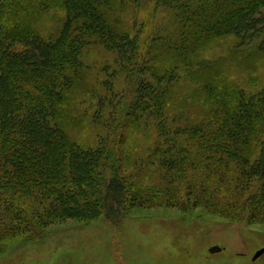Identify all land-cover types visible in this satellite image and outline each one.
<instances>
[{
	"label": "trees",
	"instance_id": "1",
	"mask_svg": "<svg viewBox=\"0 0 264 264\" xmlns=\"http://www.w3.org/2000/svg\"><path fill=\"white\" fill-rule=\"evenodd\" d=\"M141 1L0 0V253L12 237L117 220L141 204L264 222V86L249 93L229 78L230 62L202 58L234 38L227 57L264 61V40L242 49L263 32L264 0H152L147 10ZM53 9L66 20L46 41L38 23ZM118 80L128 93L113 136L86 147L76 138L83 102L103 104L91 86L115 94ZM130 121L152 140L137 176L121 172L126 159L113 150Z\"/></svg>",
	"mask_w": 264,
	"mask_h": 264
},
{
	"label": "rangeland",
	"instance_id": "2",
	"mask_svg": "<svg viewBox=\"0 0 264 264\" xmlns=\"http://www.w3.org/2000/svg\"><path fill=\"white\" fill-rule=\"evenodd\" d=\"M141 2L144 8L152 0ZM148 5L144 10L148 9ZM65 16L66 13L62 10L47 11L38 23L41 37L46 41H55L63 29ZM158 18L163 19V16ZM158 18L156 20L159 22L161 19ZM147 19L148 14L141 16V22ZM138 30L142 31L144 27L141 29L139 26ZM145 32L147 31H142L140 36L148 35ZM263 40L264 29L258 40L251 41L242 49L257 45ZM232 43H236V39L221 40L204 52L202 58L211 63L223 57L231 63L229 78L231 76L249 93L256 92L257 88L264 86V61L258 65H238V59L234 61L227 57L229 52L232 53ZM94 51L95 56L112 57L100 48H95ZM101 61L97 59L98 63ZM215 67L225 71L223 66ZM100 77L101 83L107 80L105 75ZM192 84L193 88H197ZM90 89L91 92L100 93L104 103L100 105L93 99L88 100L89 104L83 102L81 109L88 114V123L77 131L76 138L86 147L96 146L100 140H110L117 106L128 93L123 80L115 83V94L95 84ZM96 108L100 111V120L93 117ZM150 139L149 134L139 132L133 121L121 130V138L114 144L113 150L120 159L122 157L128 161V164L125 161V172L121 170L124 175L137 176L133 173L136 165H132L135 160H144L147 148L152 145ZM121 151H124L122 156ZM152 172L154 173V169L150 168L148 177ZM149 180L144 176L141 183L145 185ZM132 181L136 182L135 179ZM215 247L221 248V251L210 252ZM263 248L264 222L250 223L244 220L234 223L226 217L209 213L204 207L189 214L175 206L154 203L133 206L117 220L105 217L90 223L69 220L52 224L38 235L12 237L0 253V264H264V254L255 261L253 259Z\"/></svg>",
	"mask_w": 264,
	"mask_h": 264
},
{
	"label": "water",
	"instance_id": "3",
	"mask_svg": "<svg viewBox=\"0 0 264 264\" xmlns=\"http://www.w3.org/2000/svg\"><path fill=\"white\" fill-rule=\"evenodd\" d=\"M221 251V248H219V247H215V248H212L211 250H210V252H212V253H214V252H220ZM264 254V248L263 249H261L260 251H258L257 253H256V255L254 256V261L255 260H257L258 258H260L262 255Z\"/></svg>",
	"mask_w": 264,
	"mask_h": 264
}]
</instances>
